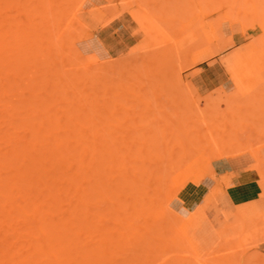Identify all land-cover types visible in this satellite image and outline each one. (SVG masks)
Masks as SVG:
<instances>
[{
  "label": "rangeland",
  "instance_id": "obj_1",
  "mask_svg": "<svg viewBox=\"0 0 264 264\" xmlns=\"http://www.w3.org/2000/svg\"><path fill=\"white\" fill-rule=\"evenodd\" d=\"M242 18L243 20H241ZM247 18L251 21L249 24ZM262 21H264V0H0V42L2 41L6 49L9 46L6 40L11 45L15 42L14 48L11 45L6 51L0 48L1 55H3H0V180L2 178L0 187L3 186L2 190L0 188V193L4 192L1 194L2 197L0 196V239L5 238V240L4 238L0 240V264H8L9 261H11L9 264H17L20 263L19 260L23 259L25 261H22L21 264H31L34 261L31 263L26 261L35 257L33 264H37V261L38 264L46 263V257L44 259L46 254L40 257L39 255H42L43 252L42 254L36 253L40 249L36 245L39 242L38 237H35L39 231L37 226L40 225L41 228L43 226L41 223L44 224V222L39 223L41 220L38 221V215L41 217V214L49 210V215L41 219L52 221L51 224L57 220L56 223L58 222L61 226L63 220L72 217L70 215H73L71 213L74 210L85 211V205H76L78 198L75 203L72 198L68 197V195L72 197L70 193L74 192V189L77 191V187L80 193L81 186H85V183L86 185L88 183V186L83 188L89 190L91 197L89 196L87 201L90 204V207L87 204L89 212L88 208L86 209L89 215L85 214L84 216L83 214V216L84 218L88 217L90 222L88 219H83L81 214H74L89 224L80 222L85 225L84 227L83 224L78 226L75 222L79 223L80 218H76L74 222L76 226L73 223L76 231L74 234L72 233L75 241L72 244L75 246L74 242L79 241V247L90 248L86 251L95 249L98 254L97 259L92 257L93 260L89 256L92 259L90 262L98 261V264H264V38H261L264 37V26H261ZM245 22L248 26L244 25ZM43 25L50 28V34L54 33L55 42H50L52 34L48 35L47 28H45V33L42 32L44 31ZM17 28L22 34H19L20 37H17L19 32L17 35H13ZM34 30L36 31L34 32ZM37 31L38 35L36 36ZM77 34L80 36L78 37ZM60 36L63 37L62 43ZM11 37L12 42L15 39L13 44ZM43 37L45 41L40 40ZM258 38L260 42L257 44ZM18 42L20 44H17ZM60 43L64 46H61ZM55 44L59 47H56ZM69 44L73 45L71 49ZM51 46L55 48L54 51L50 50ZM163 47L166 50L163 51ZM14 50L15 52H13ZM19 50L23 57L19 56ZM167 50L168 54H165ZM157 51H162L160 55L163 53L169 61H165L166 59L161 55L160 58L164 59L165 63L162 62ZM11 52H13V58H11ZM33 52L37 54V57ZM57 52L58 55H56ZM4 53L6 54L4 55ZM47 53L54 56L55 64L52 62L53 58ZM32 54L38 62L31 58ZM15 56L23 62L18 58L16 62ZM59 57H64L65 63ZM155 57L157 60L160 59L156 62L157 65L154 63ZM25 59L27 61H24ZM57 59L62 62L57 64ZM74 60L86 63L76 66L77 62ZM149 60L152 62L151 66ZM12 61H14V65ZM17 63L20 68L22 67L21 69ZM25 63L28 64L27 68ZM72 63H74V67L80 68L76 70L77 73L74 70L76 67L73 68ZM29 64L33 67L31 68ZM48 66H53V69L51 70ZM99 66L104 68L100 67L101 73L99 72L100 68L97 70ZM44 67L45 69H43ZM55 70L58 72L53 74ZM60 71L61 75H64L62 80L65 78L68 79L67 81L65 79L62 81L60 75L57 77L56 74H60ZM96 72L98 73L96 74ZM94 74L97 79L94 78V84L92 82L90 84ZM42 75L41 82L40 76ZM50 75L54 76L49 77ZM103 75L105 76L102 79ZM85 77L86 80L82 79ZM47 80L51 82L46 83ZM52 80L54 84L60 81V86L69 80L72 81L77 95L72 85L73 89H70V82L66 91H62V88L54 85ZM86 81L87 84L83 87L82 83ZM62 82L64 83L62 84ZM73 82H76L77 86ZM94 85L95 88H92ZM48 87L52 88L48 90ZM90 87L91 90H89ZM54 88L61 93H57L56 89L54 91ZM30 90L28 99L27 93ZM65 92L68 96L64 95ZM17 94L20 95V98L17 97ZM31 94L32 97H30ZM53 95L54 97H52ZM73 99H76L75 102ZM47 100L50 102H46ZM210 100L214 101V104ZM83 101H85L84 107L80 109L83 106ZM86 101L87 108L91 109H86ZM34 103H36L35 106H33ZM23 104L24 108H22ZM94 105L97 108L93 107ZM42 107H44L43 110H41ZM56 108H59V111ZM74 113L75 116H73ZM66 114L69 119L73 120L74 118V120L72 122L67 120ZM69 114H73L72 118ZM51 115L55 117L54 120ZM37 116L39 117L37 118ZM75 117L78 118V121ZM65 118L67 121L64 120ZM50 119L54 122L52 127L50 126L51 128L48 127ZM27 120L28 123H24ZM44 120H47V127L43 126ZM68 122L72 124L70 123L69 126ZM71 125L73 126L71 127ZM79 125L83 126V130L79 128ZM67 126L70 128L64 130ZM23 133H27L26 137L23 136ZM109 133L111 134L109 135ZM68 134H73V136L70 135V138ZM65 135H68L70 140ZM58 136L61 137V140ZM55 137L57 142L53 141ZM174 137L176 140L173 139ZM179 137L185 138L179 139ZM85 138L86 140H84ZM65 140L68 142H66L69 149L67 152L66 145L62 144ZM72 141L75 146L81 148L89 145V156L85 160V164L83 163L84 165L81 166L80 162V167L77 154L79 150L73 151ZM76 141H79L81 146ZM171 141L172 144H170ZM56 144L59 148L55 146ZM49 148L51 152L52 150L56 151L55 148L57 150L61 148L60 153L59 151L57 153L62 156L70 154V156H74V154L76 156L73 159L68 156L66 158L68 164L64 163L65 168L60 164L64 169H57L59 165L57 162L60 161L58 157L57 161L53 157V160L49 159L51 157L48 156ZM230 148L234 152H231ZM12 149L18 154H14ZM216 151L219 152V156ZM103 154H105L104 157ZM61 155H59L60 158ZM99 156H101L100 159ZM9 157H11L10 160ZM183 158L185 159L184 163L182 162ZM88 159H90L91 165L86 164ZM30 161L33 163V168ZM176 162L180 165H174ZM42 163L44 164L42 165ZM41 165L44 166L43 168L47 167L46 170L55 168L56 171L54 170L53 174L49 173L51 177L48 173H46L48 176L43 177L46 170L42 174L43 170L39 171ZM86 165L91 169H87ZM174 166L177 168L175 169ZM171 167L175 170H171ZM23 168L24 170H22ZM17 169L25 174L22 175L20 171L18 174ZM75 170L76 172H74ZM26 171L31 174L28 175ZM12 172H14V176H12ZM77 172H81L83 175L78 180V183L82 184L80 187L71 177ZM64 173L67 177L64 176ZM34 174L38 182L35 180ZM26 175L31 179L28 180ZM67 178L68 180L64 181L65 186L59 184L68 198L65 201V194L60 195L62 192L59 194L58 190L56 191L59 188L58 183H55L53 190L54 182L52 183V181L59 179L62 182ZM39 180L44 183V186L42 184L37 186ZM13 181L14 183H12ZM71 182L74 189L71 188ZM66 184L68 185L66 186ZM12 185L17 189L12 188ZM18 185L22 186V189ZM45 187L51 189L48 193L45 190V194L42 195L41 191ZM69 187L70 190L67 193ZM28 188L29 190L26 191ZM50 192L51 196H49ZM38 193L41 195L39 196ZM76 193L78 194V192ZM61 196L64 197L65 202L70 200L72 205L67 207L66 205L70 203L61 202L63 199ZM74 197L76 196L73 194ZM58 198L61 199L58 200ZM45 200L47 203L44 202ZM35 201L40 202L37 203L38 205L43 202L45 205L42 204L44 210L40 208L43 213L40 210L37 213V219L33 217L35 220H32V217L27 216L28 213L21 214L22 209L19 206L22 205L24 208L26 207L25 209L27 207L30 209L29 204ZM1 204L5 207L3 210L5 212L2 211ZM37 204L34 205L38 208ZM49 204L53 205L50 207ZM74 204L77 208L79 206L81 208L79 207L78 210L76 207L73 208ZM34 205L32 204V207ZM36 207L33 208L35 211ZM52 207L54 208L51 209ZM148 207L157 209L154 208L152 211L150 208L148 210ZM55 208L56 212L58 209L57 213L54 211ZM6 209L13 211L12 214L9 215L10 210H8V214ZM71 210L73 211L71 212ZM30 211L26 212L31 213ZM32 213L30 216H33ZM59 214L60 217H64L63 220L58 217ZM23 215L26 217V222L23 220ZM51 216L55 221L51 220ZM4 217L5 222L2 220ZM57 217L61 219V222ZM22 223L27 224L26 228ZM4 224L9 226L5 228ZM49 224L45 221V225ZM58 224H56L57 227ZM28 225L31 227L33 225V230L37 229L38 231L35 233ZM82 227L85 231L90 227V233L88 230L85 232ZM7 228L8 231H6ZM59 228L61 229L62 226ZM21 230L24 231V234L29 233L28 237L22 235L23 231ZM76 232L77 234H75ZM83 232L88 235L89 239H86L87 235L83 236ZM99 232H102L103 235L107 234L106 237L103 236L102 242H106L105 238L112 241L107 243L108 245H100L99 240L103 237L98 236ZM41 233L42 231L40 232L42 239L39 238L41 244L40 242L38 244L46 246L47 243L43 240L44 234ZM83 237L84 240H82ZM18 239L20 240L17 241ZM23 240L26 241L23 242ZM88 240L90 243L87 242ZM28 241L30 244L33 243L30 245ZM83 241L87 243H82ZM83 244L86 246L89 244L92 248ZM8 245H12V247L8 249ZM29 245L30 248L32 246L31 252L28 249ZM34 245L37 246V251H33L35 250ZM84 247L81 248L84 249ZM77 248L76 246L74 249ZM97 248L98 250H96ZM11 249L22 251L16 252ZM80 253L78 252V255ZM89 253L91 255V252ZM81 254L85 256L84 252ZM75 255L77 257V253ZM40 260L41 262H39ZM82 260L84 264L88 263L86 260L85 262L84 259Z\"/></svg>",
  "mask_w": 264,
  "mask_h": 264
},
{
  "label": "bare ground",
  "instance_id": "obj_2",
  "mask_svg": "<svg viewBox=\"0 0 264 264\" xmlns=\"http://www.w3.org/2000/svg\"><path fill=\"white\" fill-rule=\"evenodd\" d=\"M36 8H37V7H36ZM40 9H41V8H40ZM25 10H26V9H25ZM42 10H43V9H42ZM29 11H30V13H31V10H29ZM36 11H37V9H36ZM39 11H40V10H39ZM33 12H34V10H33ZM33 12H32V13H33ZM30 13H29V14H30ZM42 14H43V13H42ZM26 15H27V14H26ZM29 16H30V15H29ZM34 17H35V16H34ZM241 17H242V16H241ZM243 17H244V16H243ZM249 17H250V16H249ZM20 18H22V17H20ZM230 18H231V17H230ZM233 18H234V17H233ZM28 19H29V18H28ZM236 19H237V18H236ZM26 20H27V19H26ZM35 20H36V19H35ZM241 20H243V18H242ZM241 20H240V21H241ZM244 20H245V18H244ZM257 20H258V19H257ZM247 21H248V24L251 22L250 20H248V18H247ZM247 21H246V22H247ZM260 21H261V20H260ZM243 22H244V21H243ZM243 22H242V23H243ZM246 22H245L244 25H245V26H248V25H246ZM259 23H260V22H259ZM28 25H29V24H28ZM35 25H36V23H35ZM40 25H41V24H40ZM244 25H243V27H244ZM11 26H12V25H11ZM36 26H38V24H37ZM36 26H35V27H36ZM261 26H264V21L261 22ZM20 27H22V26L20 25ZM40 27H42V26H40ZM47 27H48V26H47ZM47 27L43 25V28H42V29H44V31H42V32L45 33V28H47ZM29 28H30V27H29ZM20 29H21V28H20ZM47 29H48V31H49L50 28H47ZM1 30H2V29H1ZM14 30H15V29H14ZM16 30H17V31L14 32L13 35H15V34L17 35V32H19L18 35H17V37H18L19 34H21V33H20V31H18V28H17ZM28 30H29V29H28ZM35 31H36V30H34V32H35ZM40 31H41V30H40ZM40 31H39V32H40ZM48 31H47V33H48ZM165 31H166V30H165ZM8 32H9V31H8ZM10 32H11V31H10ZM12 32H13V31H12ZM24 32H25V31H24ZM30 32H31V31H30ZM50 32H51V30L49 31V34H48V35L50 36V35L52 34V35H51V39H52V41H50V42L53 43V42H55V40H56V39H54V37H56V36L54 35V37H53V34H54V33H51V34H50ZM26 33H27V31H26ZM81 33H82V32H81ZM165 33H166V32H165ZM5 34H6V32H5ZM23 34H25V33H23ZM41 34H42V33H41ZM41 34H40V35H41ZM58 34H59V33H58ZM61 34H62V33H61ZM2 35H4V34H2ZM7 35H8V34H7ZM10 35L12 36V33H10ZM21 35H22V34H21ZM26 35H27V34H26ZM37 35H38V31H37V33H36V36H37ZM59 35H60V34H59ZM59 35H58V36H59ZM8 36H9V35H8ZM58 36H57V37H58ZM77 36L79 37L80 34H77ZM0 37H1V35H0ZM2 37H3V36H2ZM9 37H10V36H9ZM19 37H20V36H19ZM22 37H23V36H22ZM25 37H26V36H25ZM25 37H24V38H25ZM40 37H41V36H40ZM46 37H47V36H46ZM48 38H49V37H48ZM60 38H61V39H60ZM60 38H59V39L61 40V43H62V38H63V37L60 36ZM261 38H264V37H261ZM3 39H4V37H3ZM39 39H40V38H39ZM65 39H66V38H65ZM165 39H166V38H165ZM14 40H15V39H14ZM14 40H13V42H14ZM40 40H42V41L44 40V41H45L44 37H43V39L41 38ZM257 40H259V38H258ZM6 41H7V43L9 44V46L7 47V49H8V48L10 47L11 44L8 42V40H6ZM17 41H18V38H17ZM25 41H26V40H25ZM42 41H41V43H42ZM70 41H71V40H70ZM73 41H74V40H72L71 42H73ZM150 41H151V40H150ZM150 41H149V42H150ZM207 41H208V40H207ZM13 42H12V37H11V43L13 44ZM21 42H23V41L21 40ZM48 42H49V41H48ZM67 42L69 43V39L67 40ZM151 42H153V41H151ZM154 42H155V39H154ZM259 42H260V40H259V41H256L257 44H258ZM0 43H2V41H1ZM4 43H5V42H4ZM7 43H6V44H7ZM56 43H57V41H56ZM61 43H60V45H61ZM6 44H5V45H6ZM17 44H20V42H18ZM42 44H43V43H42ZM45 44H46V43H45ZM63 44L65 45V43H64V39H63ZM63 44H62V45H63ZM152 44H153V43H152ZM152 44H151V45H152ZM155 44H156V43H155ZM14 45H15V42H14L13 45H11V47L13 46V48H14ZM47 45H48V44H47ZM47 45H46V46H47ZM49 45H50V44H49ZM55 45H56V44H55ZM62 45H61V46H62ZM64 45H63V46H64ZM69 45H70V49H71L73 45H72V46H71V44H69ZM147 45H148V42H147ZM163 45H164V44H163ZM42 46H43V45H42ZM164 46H165V45H164ZM28 47H29V45H28ZM34 47H35V46H34ZM56 47H59V46L56 45ZM146 47H147V46H146ZM160 47H161V46H160ZM160 47H159V50H160ZM0 48H1V49L3 48L4 51L7 50L6 47L4 48V44H3V43L1 44ZM36 48H37V47H36ZM39 48H40L41 50H43V49L41 48V46H39ZM61 48H62V47H61ZM64 48H65V47H64ZM73 48H74V47H73ZM149 48H150V46H149ZM161 48H162V47H161ZM27 49H28V48H27ZM30 49H31V48H30ZM47 49H48V47H47ZM51 49L54 51L55 48H52V46H51V47H50V50H51ZM62 49H63V48H62ZM74 49H75V48H74ZM164 49L166 50V48L163 47V51H164ZM169 49H170V48H169ZM8 50H9V49H8ZM15 50H16V49H15ZM15 50H14L13 52H15ZM25 50H26V49H24V52H26ZM41 50H40V52H41ZM58 50H59V49H58ZM60 50H61V49H60ZM1 51H2V50H1ZM43 51H44V50H43ZM61 51H62V50H61ZM63 51H64V50H63ZM73 51H74V50H73ZM130 51H131V50H130ZM13 52H11V54H12V55H11V58H13V57H12V56H13ZM19 52H20V50L18 51V53H19ZM21 52L23 53V49L21 50ZM21 52H20V53H21ZM31 52H32V51H31ZM31 52H30V54H31ZM154 52L156 53V51H154ZM160 52H162V51H160ZM160 52L157 51V53L159 54V58L161 57V55H163V57H164V54L162 53V54L160 55ZM167 52H168V50L165 51V54H168ZM7 53H9V52L7 51ZM20 53H19V56H20V57H21V56L23 57V54L20 55ZM33 53H35V52H33ZM37 53H38V50H37ZM42 53H43V52H42ZM72 53H73V52H72ZM74 53H75V51H74ZM5 54H6V53H4V55H5ZM35 54H36V53H35ZM35 54H34V56L37 57V54H36V55H35ZM65 54H66V52H65ZM70 54H71V53H70ZM70 54H68V55L70 56ZM75 54H77V52H76ZM0 55H1V52H0ZM47 55H50V54L47 53ZM56 55H58V52H57ZM68 55H67V56H68ZM152 55H153V54H152ZM1 56H3V55H1ZM41 56H42V55H41ZM60 56H61V54H60ZM9 57H10V55H9ZM15 57H16V58H15ZM15 57H14V58H15V60H16L18 57H17V56H15ZM25 57H26V56H25ZM50 57H52V56L50 55ZM65 57H66V56H65ZM70 57H72V56H70ZM147 57H148V56H147ZM163 57H162V58H163ZM31 58H33V54H32V56H31ZM31 58H30V59H31ZM43 58H44V57H43ZM52 58H53V59H52V62H54V64H55L54 56H53ZM59 58H60V57H59ZM61 58H62V57H61ZM61 58H60V59H61ZM67 58H68V57H67ZM81 58H82V57H81ZM159 58H158V60H157V57H155V58H154V59H155L154 63L158 62V61L161 59V58H160V59H159ZM18 59H19V61L23 62L20 58H18ZM37 59H38V58H37ZM64 59H65V58L63 57L61 60H63V62H64V61H65ZM148 59H149V58H148ZM150 59H151V58H150ZM164 59H166L165 61H167V62L169 61V59L167 60V57H164ZM164 59H163V60L161 59V60H162V62L165 63ZM13 60H14V59H13ZM33 60H35V58H33ZM33 60H32V61H33ZM57 60H58V59H57ZM68 60H69V59H68ZM17 61H18V60H16V62H17ZM24 61H27V60L25 59ZM32 61H31V62H32ZM36 61H37V60H35V62H36ZM92 61H93V60H92ZM0 62H1V60H0ZM12 62H13V65H14V61H12ZM12 62H11V64H12ZM37 62H38V61H37ZM47 62H48V61H47ZM61 62H62V61H61ZM61 62H60L59 60H58V62L56 61L57 64H58V63H61ZM74 62H77V65H76V66H79L80 63H82V62H80V61H75V60H74ZM94 62H95V61H94ZM148 62H150L149 65L151 66V63H152V62H151L150 60H149ZM162 62L160 61V63H162ZM27 63H28V62H27ZM64 63H65V62H64ZM78 63H79V64H78ZM84 63H86V62L84 61ZM84 63H82V64H84ZM39 64H40V63H39ZM54 64H53V65H54ZM73 64H74V63H72V67L75 68L76 66L74 67ZM95 64H96V63H95ZM147 64H148V63H147ZM17 65L19 66L18 63H17ZM25 65H26V63H25ZM45 65H46V64H45ZM47 65H48V64H47ZM64 65H65V64H63V66H64ZM90 65H91V64H90ZM156 65H157V63H156ZM0 66H1V65H0ZM29 66L31 67L30 64H29ZM43 66H44V65H43ZM68 66H69V65H68ZM147 66H148V65H147ZM163 66H164V65H163ZM27 67H28V64L26 65V68H27ZM32 67H33V65H32ZM32 67H31V68H32ZM36 67H37V65H36ZM41 67H42V65H41ZM48 67H49V66H48ZM54 67H55V66H54ZM58 67H59V65H58ZM65 67H66V65H65ZM82 67H85V66H82ZM88 67H89V66H88V63H87V68H88ZM100 67H101V66H99V67L97 68V70H98ZM154 67H155V64H154ZM154 67H152V69H154ZM19 68H20V66H19ZM21 68H22V67H21ZM21 68H20V69H21ZM49 68H51V70H52V69H53V66H51V67H49ZM56 68H57V67H56ZM70 68H71V67H70ZM78 68H79V67H76V69H74L75 72H76V70H77ZM94 68H95V67H94ZM101 68H102V67H101ZM101 68L99 69V72H100ZM20 69H19V71H20ZM43 69H45V67H44ZM54 69H55V68H54ZM79 69H80V68H79ZM79 69H78V70H79ZM85 69H86V68H84V70H85ZM102 69H104V68H102ZM23 70H25V69H23ZM46 70H47V68H46ZM46 70H45V71H46ZM82 70H83V68H82ZM26 71H27V70H26ZM85 71H86V70H85ZM35 72H37V71H35ZM54 72H58V71H57V70L53 71V74H54ZM65 72H66V70H65ZM86 72H87V71H86ZM38 73H39V70H38ZM49 73H50V72H49ZM49 73H48V74H49ZM66 73H67V72H66ZM70 73H71V71H70ZM72 73H73V71H72ZM76 73H77V72H76ZM97 73H98V72H96V74H97ZM100 73H101V72H100ZM157 73H158V72H157ZM30 74H31V73H30ZM68 74H69V72H68ZM96 74H94V75L92 76V77H93V78H92V81H91L90 78H88V76H87L88 80H90V84H91V82H92V84H94V83H93L94 78L97 79V76H95ZM159 74H160V73H159ZM33 75H34V73H33ZM40 75H41V74H40ZM56 75H57V77H59L58 75H60V76H61V80H62V77L64 76V75H61V71H60V74L58 73V74H56ZM73 75H74V74H73ZM151 75H152V74H151ZM29 76H30V75H29ZM38 76H39V75H38ZM52 76H54V75H52ZM52 76L50 75L49 77H52ZM104 76H105V75L102 76V79H103ZM158 76H159V75H158ZM32 77H33V76H32ZM42 77H43V75L40 76V78H41V82H42ZM99 77H100V76H98V78H99ZM162 77L165 79L164 74H162ZM30 78H31V76H30ZM53 78H54V77H53ZM76 78H77V77H76ZM78 78H79V77H78ZM100 78H101V77H100ZM27 79H29V78H27ZM31 79H32V78H31ZM50 79H51V78H50ZM57 79H60V78H57ZM64 79H65V78H63L62 81H64ZM82 79H85V80H86V77H85V78H82ZM104 79H105V78H104ZM32 80H33V79H32ZM65 80H66V79H65ZM67 80H68V79H67ZM67 80H66V81H67ZM28 81H29V80H28ZM58 81H59V80H58ZM81 81H82V80H81ZM104 81H105V80H103V82H104ZM177 81H178V80H177ZM35 82H36V81H35ZM48 82H51V81H48V80H47L46 83H48ZM53 82H54V81L52 80V83H53ZM69 82H70V84H69ZM71 82H72V81H70V80H69L67 83L62 82V84L64 83V85H62V86H60V81H59V83H57V84L55 83V84H56L57 86H60V87L62 88V91H63V90L66 91V88L69 87V86L71 87L70 89H73V87H74V91H76V95H77V90H75V86H73ZM25 83H26V82H25ZM32 83H33V81H32ZM46 83H45V84H46ZM52 83H51V84H52ZM74 83L76 84V82H73V84H74ZM78 83H80V82H78ZM88 83H89V82H88ZM104 83H105V82H104ZM53 84H54V83H53ZM53 84H52V85H53ZM55 84H54V85H55ZM68 84H69V86H68ZM75 84H74V85H75ZM82 84H83V87H85L86 84H87V81H86L85 83L83 82ZM176 84H177V83H176ZM27 85H28V84H27ZM29 85H31V84L29 83ZM52 85H51V86H52ZM71 85H72L73 87H72ZM78 85H79V84H78ZM103 85H104V84H103ZM33 86H35V85H33ZM44 86H45V85H44ZM47 86H49V85L47 84ZM64 86H65V88H64ZM76 86H77V84H76ZM54 87H55V86H54ZM87 87H88V86H87ZM39 88H40V86H39ZM49 88H50V87H48V90H49ZM51 88H52V87H51ZM51 88H50V89H51ZM92 88H95V85H94ZM106 88H107V87H106ZM35 89H36V88H35ZM37 89H38V87H37ZM55 89H56V88H54L53 90L55 91ZM59 89H60V88H59ZM81 89H82V88H81ZM81 89H80V91H81ZM109 89H110V87H109ZM0 90H1V88H0ZM67 90H68V89H67ZM89 90H91V87L89 88ZM54 91H53V92H54ZM56 91H57V93H61V91L58 92L57 89H56ZM74 91H73V93H75ZM103 91H104V90H103ZM25 92H26V91H25ZM35 92H36V90H35ZM30 93H31V90L29 91V93H27V97H28V99H29V96H28V95H29ZM33 93H34V91H33ZM15 94H16V93H15ZM18 94H20V93L18 92ZM18 94H17V97L20 96V95L18 96ZM43 94H44V93H43ZM50 94H51V93H50ZM94 94H95V93H94ZM24 95H25V93H24ZM51 95H52V94H51ZM64 95H67V96H68V94H67L66 92H65ZM64 95H63V96H64ZM72 95H74V94H72ZM91 95H93V94H91ZM15 96H16V95H15ZM37 96H38V95H37ZM40 96H41V94H40ZM21 97H22V95H21ZM27 97H26V99H27ZM30 97H32V94H31ZM33 97H34V95H33ZM52 97H54V95H53ZM73 97H74V96H73ZM81 97H82V94H81ZM89 97H90V95H89ZM89 97H88V99H89ZM19 98H20V97H19ZM62 98H63V97H62ZM64 98H65V97H64ZM64 98H63V99H64ZM68 98H69V97H68ZM78 98H80V97L78 96ZM85 98H86V97H85ZM28 99H27V101H28ZM33 99H34V98H33ZM37 99H38V98H37ZM82 99H83V97L81 98V100H82ZM86 99H87V98H86ZM86 99H85V100H86ZM30 100H32V98H30ZM75 100H76V99H75ZM75 100L73 99L74 102H75ZM92 100H93V99H91V101H92ZM17 101H20V100H17ZM23 101H24V98H23ZM38 101H40V100H38ZM55 101H56V100H55ZM57 101H58V99H57ZM60 101H61V100H60ZM97 101H98V98H97ZM97 101L95 100V102H97ZM210 101H211V100H210ZM226 101H227V100H226ZM230 101H231V100H230ZM5 102H6V101H5ZM28 102H30V101H28ZM28 102H26L27 105H28ZM46 102H50V101L47 100ZM46 102H45V104H46ZM84 102H85V101H83V106H82V108H80V109H83V107H84ZM93 102H94V100H93ZM211 102H213V104H214V101H211ZM6 103H8V102H6ZM16 103H18V102H16ZM24 103H25V101H24ZM41 103H42V102H41ZM70 103H71V102H70ZM3 104H4V102H3ZM8 104H9V103H8ZM35 104H36V103H34L33 106H35ZM60 104H61V102H60ZM63 104H65V103L63 102ZM86 104H87V105L85 106L86 109H91V108H89V107L87 108V106H88L87 101H86ZM94 104H95V103H94ZM97 104H98V102H97ZM5 105H6V104H5ZM58 105H59V104H58ZM61 105H62V104H61ZM17 106H18V104H17ZM17 106H16V107H17ZM45 106H46V105H45ZM59 106H60V105H59ZM63 106H64V105H63ZM72 106H73V105H72ZM12 107H13V104H12ZM21 107H22V106H21ZM21 107H20V108H21ZM28 107H29V106H28ZM49 107H50V106H49ZM60 107H61V106H60ZM79 107H80V106H79ZM93 107L97 108L96 105H94ZM22 108H24V104H23V107H22ZM22 108H21V109H22ZM26 108H27V107H26ZM26 108H25V109H26ZM29 108H30V107H29ZM31 108H32V107H31ZM40 108H41V106H40ZM40 108H39V110H40ZM61 108H62V107H61ZM65 108H66V107H65ZM7 109H9V108L7 107ZM25 109H24V110H25ZM35 109H36V108H35ZM43 109H44V107H42L41 110H43ZM63 109H64V108H63ZM107 109H108V108H107ZM9 110H10V109H9ZM56 110L59 111V108H56ZM56 110H55V111H56ZM69 110H70V108H69ZM71 110H72V109H71ZM100 110H101V109H100ZM10 111H12V110H10ZM26 111H27V110H26ZM36 111H38V110L36 109ZM47 111H48V110H47ZM58 111H57V113H58ZM72 111H73V110H72ZM21 112H22V111H21ZM34 112H35V111H34ZM49 112H50V111H49ZM60 112H62V111H60ZM74 112H75V110H74ZM84 112H85V109H84ZM89 112H91V111L89 110ZM98 112H99V111H98ZM37 113L39 114V112H37ZM47 113H48V112H47ZM57 113H56V115H57ZM63 113H64V112H63ZM66 113H67V111H66ZM19 114H20V113H19ZM23 114L25 115V112H24V111H23ZM34 114H35V113H34ZM59 114H60V113H59ZM70 114H71V113H70ZM70 114H69V116L72 118V115H73V114H72V115H70ZM81 114H82V113H81ZM90 114H91V113H90ZM21 115H22V114H21ZM45 115H46V113H45ZM49 115H50V114H49ZM103 115H104V114H103ZM26 116H27V115H26ZM31 116H33V115H31ZM41 116H42V113L40 114V118H41ZM46 116H47V115H46ZM60 116H61V115H60ZM73 116H75V113H74ZM77 116H78V114H77ZM77 116H76V117H77ZM85 116H86V115H85ZM35 117H36V116H35ZM38 117H39V116H37V118H38ZM47 117H48V116H47ZM57 117L59 118V115H58ZM57 117H56V118H57ZM63 117H64V116L62 115V118H63ZM65 117L68 118V115L66 114ZM76 117H75V118H76ZM87 117H88V113H87ZM37 118H35V119H37ZM40 118H39V119H40ZM51 118H52V120H54L55 117L51 115ZM60 118H61V117H60ZM88 118H89V117H88ZM88 118H87V119H88ZM22 119H23V118H22ZM33 119H34V118H33ZM33 119H32V121H33ZM39 119H38V122H39ZM77 119H78V118H76V120H77ZM125 119H127V118H125ZM135 119H136V118H135ZM52 120H51V119L49 120V121H50V122L48 123V127H49V128H51L52 125L54 124V122H52ZM57 120H59V119H57ZM64 120H66V118H65ZM67 120H69V121L72 122V121L74 120V118H73V120H71V119H69V118H68ZM67 120H66V121H67ZM21 121H23V120H21ZM40 121H41V119H40ZM46 121H47V120H44V124H43V126L45 125V127H47V125H46V124H47ZM77 121H78V120H77ZM81 121H82V118H81ZM86 121H87V120H86ZM88 121H90V119H88ZM11 122H12V120H11ZM13 122H14V120H13ZM30 122H31V120L29 121V123H30ZM34 122H36V121H34ZM42 122H43V121H42ZM60 122H61V121H60ZM71 122H68L67 125L70 126V123H71ZM74 122H75V121H74ZM111 122H112V121H111ZM117 122H118V121H117ZM15 123H16V122H15ZM24 123H28V120H27V122L24 121ZM75 123L78 124V122H75ZM84 123H85V122H84ZM88 123H89V122H88ZM131 123H132V120H131ZM146 123H147V122H146ZM148 123H149V122H148ZM9 124H10V123H9ZM12 124H13V123H12ZM38 124H39V123H38ZM41 124H42V123H41ZM49 124H50V125H49ZM71 124H72V123H71ZM96 124H97V123H96ZM132 124H133V123H132ZM20 125H21V123H20ZM39 125H40V124H39ZM55 125L58 126V124H56V123H55ZM80 125H81V124H80ZM80 125H79V128L82 129L83 126L80 127ZM108 125H109V124H108ZM110 125H111V124H110ZM145 125H148V124H145ZM17 126H18V125H17ZM22 126H23V125H22ZM28 126H29V125H28ZM43 126H42V127H43ZM50 126H51V127H50ZM59 126H60V125H59ZM69 126L65 127L64 130H66V128L69 129V128H70ZM72 126H73V125H71V127H72ZM23 127H24V126H23ZM32 127L34 128V126H32ZM38 127H39V126H38ZM42 127H41V128H42ZM45 127H44V128H45ZM54 127H55V126H53V128H54ZM122 127H123V126H122ZM11 128H12V126H11ZM14 128H16V127H14ZM20 128H21V127H20ZM29 128H30V126H29ZM33 128H32V129H33ZM44 128H43V129H44ZM57 128H59V127H57ZM75 128H76V125H75ZM95 128H96V127H95ZM30 129H31V128H30ZM54 129H55V128H54ZM54 129H53V130H54ZM89 129H90V128H89ZM40 130H42V129H40ZM82 130H83V129H82ZM115 130H116V129H115ZM115 130H114V132H115ZM34 131H35V130H34ZM60 131H62V130H60ZM80 131H81V130H80ZM89 131H90V130H89ZM89 131H88V132H89ZM112 131H113V129L111 130V132H112ZM143 131H144V130H143ZM22 132H23V130H22ZM25 132H27V131L25 130ZM30 132H32V131L30 130ZM30 132H29V133H30ZM44 132H45V131H44ZM46 132H47V131H46ZM58 132H59V131H58ZM62 132H63V131H62ZM88 132H87V133H88ZM92 132H93V131H92ZM18 133H19V132H18ZM49 133H50V132H49ZM54 133H55V131H54ZM54 133H53V134H54ZM112 133H113V132H112ZM130 133H131V132H130ZM140 133H141V131H140ZM13 134H14V133H13ZM26 134H27V133H26ZM26 134L23 133V136L26 137ZM35 134H36V133H35ZM73 134H74V131H73ZM73 134H72V135L70 134V135L73 136ZM81 134H82V132H81ZM110 134H111V133H109V135H110ZM51 135H52V134H51ZM54 135H55V134H54ZM54 135H53V136H54ZM68 135H69V134H68ZM68 135H67V136L65 135V136L69 138L70 135H69V136H68ZM76 135H77V134H76ZM87 135L89 136V134H87ZM103 135H104V134H103ZM107 135H108V134H107ZM129 135H130V134H129ZM134 135H135V134H134ZM151 135H152V132H151ZM13 136H14V135H13ZM15 136H16V135H15ZM29 136H30V135H29ZM43 136H44V135H43ZM53 136H51V137H53ZM71 136H70V138H71ZM111 136H113V135H111ZM139 136H140V135H139ZM58 137H59L60 140H61V137H60V136H58ZM66 137H65V139H66ZM6 138H7V136H6ZM9 138H10V137H9ZM11 138H12V137H11ZM28 138H29V137H28ZM46 138H47V137H46ZM59 138H57V139H59ZM70 138H69V140H70ZM73 138H75V137H73ZM76 138H77V136H76ZM89 138H90V137H89ZM106 138H107V137H106ZM112 138H113V137H112ZM183 138H185V137H183ZM183 138L179 137V139H183ZM40 139H41V138H40ZM42 139H43V137H42ZM55 139H56V137L54 138L53 141L57 142ZM173 139H175V137H174ZM187 139H188V138H187ZM8 140H9V139H8ZM27 140H28V139H27ZM62 140L64 141V139H62ZM67 140H68V139H67ZM69 140H68V141H69ZM74 140H75V139H74ZM78 140H79V139H78ZM84 140H86V138H85ZM84 140H83V142H84ZM175 140H176V139H175ZM63 141H61V142H63ZM4 142H5V141H4ZM6 142H7V141H6ZM46 142H47V141H46ZM66 142H67V141L65 140V142H63L62 144H63V145H64V144L66 145V144L68 143V142H67V143H66ZM95 142H96V141H95ZM190 142H191V141H190ZM24 143H25V142H24ZM72 143H73V141H72ZM76 143H79V141H76ZM102 143H103V142H102ZM179 143H180V142H179ZM10 144H11V143H10ZM10 144H9V145H10ZM17 144H19V143H17ZM36 144H37V143H36ZM47 144H49V143H47ZM82 144L84 145V143H82ZM170 144H172V141H171ZM175 144H176V143H175ZM21 145H22V144H21ZM43 145H44V144H43ZM58 145H59V144H58ZM68 145H70V144H68ZM71 145H72V144H71ZM73 145H74V143H73ZM79 145L81 146L80 143H79ZM143 145H144V144H143ZM37 146H38V145H37ZM37 146H36V147H37ZM55 146H57V144H56ZM60 146L62 147V145H60ZM76 146H77V145H76ZM76 146L74 145V146L72 147V149H73V151H75V150H77V149L79 150V152H77V154H78V156H79L78 164H79V167H80V162H81V166H82V164L85 162V160H87V157L89 156V154H88V153H89V151H88V150H89V149H88V146H89V145H85V146H83L82 148L79 147V146H77V147H76ZM97 146H98V145H97ZM105 146H106V145H105ZM195 146H197L196 143H195ZM10 147H11V146H10ZM13 147H14V145H13ZM31 147H32V146H31ZM31 147H30V148H31ZM57 147L59 148V146H57ZM74 147H75L76 149H75ZM98 147L100 148V146H98ZM98 147H97V148H98ZM15 148H16V147H15ZM38 148H40V147L38 146ZM69 148H71V147H69ZM101 148H102V147H101ZM104 148H105V147H104ZM175 148H177V147H175ZM195 148H196V147H195ZM7 149H8V148H7ZM25 149H26V148H25ZM55 149H56V151H55V150H52V152H51V149L49 148V150H50V154H48L47 152H46V154H48V156H51V157L49 158L50 160H53V158H54V159H56V161H57V157H58V160H59L60 162H57V164H59V165L62 164V165H64L63 167L65 168V164L67 163L66 158H67L68 156H70L71 154L68 155V156H64V155L62 156L61 154H59V153H60L59 150H60L61 148L58 149V150H57V148H55ZM62 149H63V147H62ZM72 149H71V150H72ZM141 149H142V148H141ZM173 149H174V148H173ZM181 149H183V148L181 147ZM8 150H9V149H8ZM8 150H7V151H8ZM22 150H23V148H22ZM33 150H34V148H33ZM41 150H42V149H41ZM68 150H69V149L67 148V145H66V152H67ZM80 150H81V151H80ZM101 150H102V149H101ZM137 150H138V149H137ZM183 150H184V149H183ZM7 151H6V152H7ZM12 151H13L14 154L16 153V151H15L14 149H12ZM14 151H15V152H14ZM23 151H25V150H23ZM29 151H30V150H29ZM34 151H35V150H34ZM54 151H55V152H54ZM57 151H59V153H57ZM196 151H197V150H196ZM228 151H229V150H228ZM230 151H231V152H234V150H232L231 148H230ZM53 152H54V153H53ZM151 152H152V151H151ZM168 152H169V151H168ZM175 152H176V151H175ZM197 152H198V151H197ZM216 152H217V151H216ZM231 152H229V153H231ZM13 153H12V154H13ZM26 153H27V155H28V152H26ZM43 153H44V151H43ZM52 153H53V155H51ZM55 153H56V155H57V154H58V155L56 156ZM61 153H62V152H61ZM99 153H100V152H99ZM177 153H178V152H177ZM218 153H219V152H217L216 154H218ZM12 154H9V155H12ZM17 154H18V153H16V155H17ZM32 154H33V153H32ZM216 154H214L215 157H216ZM220 154H221V152H220ZM16 155H15V156H16ZM27 155H26V156H27ZM44 155H45V154H44ZM59 155H61L62 157L60 158ZM104 155H105V154H103V157H104ZM108 155H109V154H108ZM21 156H22V154H21ZM26 156H25V158H26ZM34 156H35V155H34ZM34 156H33V157H34ZM54 156H55V157H54ZM75 156H76V155L74 154V156L72 155V156H70V158L73 159V157H75ZM78 156H77V159H78ZM106 156H107V154H106ZM129 156H130V154H129ZM218 156H219V154H218ZM2 157H3V156H2ZM11 157H13V156H11ZM11 157H9V160H10ZM18 157H19V156H18ZM23 157H24V155H23ZM28 157H29V156H28ZM43 157H45V156H43ZM46 157H47V156H46ZM52 157H53V158H52ZM63 157H64V158H63ZM100 157H101V156H99V159H100ZM107 157H108V156H107ZM111 157L113 158V156H111ZM184 157L186 158V156H184ZM213 157H214V156H213ZM13 158H14V157H13ZM19 158H20V157H19ZM34 158H35V157H34ZM70 158L68 159V161L70 160ZM134 158H135V157H134ZM136 158H137V157H136ZM3 159H4V161L6 160L5 157H4ZM22 159H23V158H22ZM15 160H16V159H15ZM24 160H25V159H24ZM88 160H89V161L86 162V164L88 165V163H89V165H91V163H90V159H88ZM102 160H103V159H102ZM184 160H185V159L183 158V161H182L183 163H184ZM186 160H187V159H186ZM39 161H41V160H39ZM48 161H49V160H48ZM56 161H54V162H56ZM150 161H151V160H150ZM76 162H77V161H76ZM151 162H152V161H151ZM180 162H181V161H180ZM30 163L32 164V168H33V163H32L31 161H30ZM39 163H40V162H39ZM39 163H38V164H39ZM64 163H65V164H64ZM5 164H7V163L5 162ZM40 164H41V163H40ZM43 164H44V163H42V165H43ZM48 164H49V163H48ZM55 164H56V163H55ZM67 164H68V163H67ZM72 164H73V163H72ZM84 164H85V163H84ZM84 164H83V165H84ZM176 164H177V162H176L174 165H176ZM1 165H2V163H1ZM3 165H4V163H3ZM15 165H16V162H15ZM25 165H26V164H25ZM42 165H41V166H42ZM59 165L57 166V169H58V168H60V169H61V168L64 169L61 165H60V166H59ZM87 165H86V167H87ZM178 165H180V163H178L177 166H178ZM4 166H5V165H4ZM7 166H8V164H7ZM28 166H29V165H28ZM35 166H36V165H35ZM68 166H69V165H68ZM177 166H174V168L176 169ZM1 167H2V166H1ZM5 167H6V166H5ZM9 167H11L10 164H9ZM9 167H7V168H9ZM43 167H44V166H42V167L39 169V171H40V170H43V171H42V174H43V172L46 170L45 168H47V167H45V168H43ZM66 167H67V166H66ZM70 167H71V166H70ZM72 167H73V166H72ZM79 167H78V168H79ZM7 168H6V169H7ZM12 168H13V166H12ZM24 168H25V167H24ZM24 168H23L22 170H24ZM88 168L91 169V167H87V169H88ZM174 168L171 167V170L174 169ZM6 169H5V170H6ZM10 169H11V168H10ZM10 169H9V170H10ZM28 169H29V168H28ZM36 169H37V168H36ZM53 169L56 171L55 168H53ZM68 169H70V168H68ZM175 169H174V170H175ZM9 170H8V171H9ZM50 170H51V172H50ZM54 170H52V169H48V170H46V171H45V175L43 174V177L48 176L49 173H50V174H53ZM65 170H66V169H65ZM65 170H64V171H65ZM73 170H74V169H73ZM77 170H78V169H77ZM11 171H12V170H11ZM15 171H16V169H15ZM17 171H18V174H19L20 169H17ZM32 171L35 172V170H33V169H32ZM37 171H38V170H37ZM47 171H49V172H47ZM23 172H24V171H23ZM34 172H33V173H34ZM40 172H41V171H40ZM40 172H39V174H40ZM60 172H61V171H60ZM74 172H76V170H75ZM74 172H72V173H74ZM78 172H79V171H78ZM78 172L75 173V174H73L72 176L70 175V176L72 177V179L74 180V182H77V183L79 182L78 180L81 179V176H83L81 172H80V173H78ZM7 173H8V172H7ZM13 173H14V172H12V176H14ZM20 173H21V171H20ZM26 173H27V171H26ZM33 173H32V174H33ZM37 173H38V172H37ZM46 173H48V175H46ZM91 173H92V172H91ZM8 174H9V173H8ZM21 174H22V173H21ZM24 174H25V173H23L22 175H24ZM27 174H28V173H27ZM30 174H31V173L29 172L28 175H30ZM62 174H63V173H62ZM64 174H65V173H64ZM69 174H70V173H69ZM69 174H68V175H69ZM87 174H88V173H87ZM10 175H11V173H10ZM10 175H9V177H10ZM54 175H55V173H54ZM60 175H61V174H60ZM148 175H149V174H148ZM168 175H169V174H168ZM49 176H50V175H49ZM55 176H56V175H55ZM64 176L67 177L66 174H65ZM86 176H87V175H86ZM0 177H1V176H0ZM31 177H32V176H31ZM37 177H38V175H37ZM50 177H51V176H50ZM68 177H69V176H68ZM149 177H150V176H149ZM26 178H28V180L31 179V178L28 177L27 175H26ZM34 178H35V174H34ZM56 178H57V176H56ZM158 178H159V177H158ZM42 179H43V178H42ZM48 179H49V178H48ZM50 179H51V178H50ZM50 179H49V180H50ZM87 179H88V178H87ZM1 180H2V178H1ZM1 180H0V183L2 182ZM9 180H10V178H9ZM35 180H36V178H35ZM40 180H41V179H40ZM40 180H39V183H38V184H37L38 180H36V181H37V182H36L37 186L40 185V184H42V185L44 184V183H42V181L40 182ZM60 180H61V178H60ZM60 180H59V179H56V180H53V181H52V183L54 182V183H53V190H54L55 183H56V184L58 183V184H57L58 187H59V184H60V185L62 184V185L65 186L64 181L66 182V181L68 180V178L62 180V182H61ZM73 180H72V181H73ZM15 181H16V180H15ZM44 181H45V180H44ZM44 181H43V182H44ZM58 181H59V182H58ZM89 181H90V179H89ZM31 182H32V181H31ZM60 182H61V183H60ZM12 183H14V181H13ZM29 183H30V181H29ZM34 183H35V182H34ZM49 183H50V182H49ZM157 183H158V182H157ZM30 184H31V183H30ZM36 184H35V185H36ZM50 184H51V183H50ZM74 184H75V183H74ZM74 184H73V185H74ZM90 184H91V181H90L89 185H90ZM2 185H3V184H2ZM35 185H34V186H35ZM67 185H68V184H66V186H67ZM78 185H79V187H80V185H82L81 182L78 183ZM12 186H13L12 188H16L14 185H12ZM18 186H19V185H18ZM26 186H27V185H26ZM28 186H30V185H28ZM37 186H36V187H37ZM43 186H44V185H43ZM43 186H42V187H43ZM49 186H50V185H49ZM51 186H52V185H51ZM85 186H88V183H87V185H86V183H85ZM85 186H81L82 189H80V193H79L78 187H77V191H76V189L72 188V182H71V188L74 189V190H73L74 192L70 193V195H72V197L69 196L68 194H67V195H68L69 199L72 198V200H74V201L78 198V201H77L78 204H77L76 201H75L76 205H77V206H78V205H80V206H81V205H85V207H86V209H87V208H88V207H87V204H88V206L90 207V204H89L87 201H88V199H89L91 196H90L89 190H88L87 188H83V187H85ZM168 186H169V185H168ZM2 187H3V186H2ZM2 187H0L1 190L3 189ZM19 187L22 189V186H19ZM23 187H24V186H23ZM30 187H31V186H30ZM60 187H62V186H60ZM60 187H59L58 189L55 188L56 191L58 190L57 193L60 194V193L62 192L60 195H62V194L64 193V194H65V201L68 200V198H67V196H66V193H65L64 191H62V188H60ZM24 188H25V187H24ZM75 188H76V185H75ZM168 188H169V187H168ZM16 189H17V188H16ZM31 189H32V188H31ZM31 189H30V191H31ZM39 189H40V187H39ZM48 189H49V190H48ZM50 189H51L50 187H45V188L41 191V192H42V195L45 194V193H44L45 190H47L46 192L48 193V191H50ZM12 190H13V189H12ZM18 190H19V189H18ZM18 190H17V192H19ZM28 190H29V188L26 189V191H28ZM53 190H52V191H53ZM69 190H70V187L68 188V192H67V193H69ZM32 191H33V190H32ZM141 191H142V189H141ZM15 192H16V191H15ZM23 192H24V191H23ZM75 192H78L79 196H78L77 193L75 194ZM2 193L4 194L3 191H2ZM2 193H0V196H1V197H2V195H1ZM53 193H54V191H53ZM148 193H149V192H148ZM18 194H19V193H18ZM73 194H74L76 197L73 198ZM80 194H81V196H80ZM146 194H147V193H146ZM38 195L40 196L41 194L38 193ZM47 195H48V194H47ZM47 195H46V196H47ZM54 195H55V194H54ZM3 196H4V195H3ZM49 196H51V192H50V195H49ZM89 196H90V197H89ZM154 196H155V195H154ZM24 197H25V194H24ZM17 198H18V196H17ZM31 198H32V197H31ZM37 198H38V200H39V197H37ZM52 198H53V197H52ZM54 198H55V196H54ZM54 198H53V199H54ZM61 198H63V199H61ZM61 198H58V200L61 199V202H62V201L65 202V201H64V197L61 196ZM154 198H156V197H154ZM34 199H35V198H34ZM41 199H42V198H41ZM156 199H157V198H156ZM2 200L4 201L5 199H2ZM55 200H56V199H55ZM58 200H57V201H58ZM72 200H71V201H72ZM57 201H56V202H57ZM141 201H142V200H141ZM14 202H15V201H14ZM14 202H13V203H14ZM41 202H42V201H41ZM44 202L47 203L46 200H45ZM44 202L41 203V205L44 204ZM54 202H55V201H54ZM5 203H7V201H5ZM10 203H11V202H10ZM13 203H12V205H13ZM16 203H17V202H16ZM21 203H22V202H21ZM24 203H25V202H24ZM35 203H36V204H37V203L39 204L40 202L35 201V202L31 203V204H29V203H28V204L32 207V204L34 205ZM57 203H58V202H57ZM65 203H70V204H67V205H66L67 207H68V205H69V206L72 205L71 202H70V200H69L68 202H65ZM65 203H64V204H65ZM8 204H9V203H8ZM19 204H20V200H19ZM19 204H16V205L19 206ZM38 204H37V206H39L38 208H37L35 205H34L32 208L29 207L30 209H28V207H27V209H28L29 211L32 210V211H30V212H31V213L33 212V213H32L33 216H30L31 213L26 212V211H28V210L25 209L26 207L24 208L22 205L19 206V207L22 209L21 211H20L18 208H16V210L18 209V211H20L21 214H23V213H25V214L28 213L27 216L29 215L28 217H30V218L32 217V218H31L32 220H33L34 218L37 219V218H36V216L38 215L37 213H39V211L41 210L40 208H42V207L45 205V204H44V205L41 206V205H38ZM147 204H148V203H147ZM150 204H151V203H150ZM153 204H154V203H153ZM1 205L3 206V204H1ZM9 205H10V204H9ZM52 205H53V204H49L50 207H51ZM60 205H62V204L60 203ZM76 205L74 204V207H73V208L76 207V209L78 210V208H79L80 206L77 208ZM164 205H165V204H164ZM5 206H6V205H5ZM21 206H22V207H21ZM24 206H25V205H24ZM62 206H64V205H62ZM6 207H7V206H6ZM15 207H17V206H15ZM35 207H36V211H35V209H33V208H35ZM45 207H46V206H45ZM56 207H57V206H56ZM60 207H61V206H60ZM67 207H65V209H67ZM23 208L25 209V212H24ZM53 208H54V207H52L51 209H53ZM57 208H58V207H57ZM69 208H70V207H69ZM69 208H68V209H69ZM73 208H72V209H73ZM80 208H81V207H80ZM82 208H84V207L82 206ZM149 208H150V207H148V210H149ZM154 208H156V207H153V208L151 207L150 209L152 210V209H154ZM4 209H5V207L3 206L2 211H3ZM10 209H11V208H10ZM10 209H8V210H10ZM37 209H39V210H37ZM42 209L44 210V208H42ZM62 209H63V208H62ZM86 209H85V211H83V210L81 211V209H80V210H78V212H77L76 210L73 209V210L75 211V213H74L73 210H71V212L73 211V213H71V214H73V215H74V214H76V215H80V214H81L80 216H82L83 219H86V220L88 219V222H90V221H89L90 219H89L88 217L84 218L85 214H86V215L88 214V213L86 212ZM134 209H135V208H134ZM156 209H157V208H156ZM156 209H155V212H156ZM6 210H7V209H6ZM8 210H7V212H8V214H9V211H8ZM16 210H15V211H16ZM33 210H34V211H33ZM43 210H41L42 213H43ZM45 210H46V209H45ZM55 210H56V208L54 209V211H55ZM63 210H64V209H63ZM69 210H70V209H69ZM89 210H90V209L88 208V212H89ZM51 211H52V210H51ZM65 211H68V210H65ZM80 211H81L82 213H81ZM152 211H153V210H152ZM0 212H1V211H0ZM3 212H5V211H3ZM11 212H13V211L10 210V214H9V215L12 214ZM41 212H40V214H41ZM47 212H48V214H47ZM47 212L45 211L44 213H46V214H44V213L41 214V217H40V215H38L39 218H40V219L38 218V221L41 220L39 223L44 222V224L41 223V224L43 225V226H41V228H40V225L37 226V228H38L39 231L35 228L36 231H38V232H37V235H38V234H39V235H38V236H37V235L35 236V234H34L35 237H38L37 239H38V241H39L40 244H41V240H39V238H40V232L42 231V233L44 234V235H43V236H44L43 240H45V241H46L45 243H47L46 246H43V245H39V244H38L39 242L37 241L38 243H37L36 245H38V246L40 247V249H39L38 251H37V249H38L37 246L35 247V245H34V247H33V248L35 249V250H33V251H37L36 253H40V254H42V252H43L42 255H39V254H38L40 257L43 256V255H45V254L48 255V256H46V255L44 256V259H45V257H46V261H45L46 263H43V264H79V263L82 264V263H83V262H82V261H83L82 259H84V262H85V260L88 262V263H85V264H90V263H94V264H95V263H97L98 261H97V262H95V261H94V262H93V261L90 262L92 259L94 260V258L97 259V255H98V254H96L95 249H93V250L91 249V251H89V252H91V255H90V253H89L88 251H86V249L89 250L90 248L88 249V248H85L84 246H80V247H79V246H78V245H80V244H79V241L74 242L75 246L72 244L73 241H75V239H73L74 235H72V233L74 234V232L76 231V230L74 229V226H76L75 223H76L78 226H79V225H82L83 223H87V224H89V223H88V222H84V221L80 218V216H77V217L80 218V219H79V223H78V221L75 222V221H76V218H77L76 215H74V216H73V215H70V216H72V217H71V218L69 217V219H68V218L65 219V220H66V222H65V220H63L64 217H63V216L60 217V214H59L58 217L62 218V220L64 221V222H61V219L57 217L58 220L60 219V222L62 223V224H61L62 228L60 229L59 227H61V226H59L58 222L56 223L57 220L55 221V220L52 218V216H51V220L55 221V223L58 224V227H57V225H56L55 223H52V224H53V225H52V224H51L52 221H48L47 219H45V221H47V223L49 222L50 224H49V225H45V221H43L41 218H43V217L46 218V215H49V212H50V211L48 210ZM55 212H56V211H55ZM57 212H58V209H57ZM57 212H56V213H57ZM61 212H62V211H61ZM76 212H77V213H76ZM52 213H53V212H51V214H52ZM56 213H55V214H56ZM62 213L64 214V212H62ZM68 213H69V212H68ZM68 213H67V214H68ZM14 214H15V213H14ZM83 214H84V216H83ZM152 214H153V213H152ZM154 214H155V213H154ZM160 214H161V213H160ZM15 215L17 216L18 214H15ZM52 215H53V214H52ZM56 215H58V214H56ZM88 215H89V214H88ZM157 215H158V214H157ZM3 216H4V214H3ZM18 216H19V215H18ZM23 216H24V217H23V218H24L23 220L25 221L26 217H25V215H23ZM149 216H150V215H149ZM154 216H155V215H154ZM10 217L12 218L13 216H10ZM21 217H22V216H21ZM33 217H34V218H33ZM48 217H50V216H48ZM150 217H151V216H150ZM160 217H161V216H160ZM8 218H9V217H8ZM14 218H15V217H13V219H14ZM4 219H5V217L2 219V220L5 222ZM6 219H7V218H6ZM21 219H22V218H21ZM35 219H34V220H35ZM43 219H44V218H43ZM146 219L148 220V217H147ZM158 219H159V218H158ZM176 219H177V218H176ZM23 220H22V221H23ZM29 220H30V219H29ZM67 220H69V221H67ZM81 220H82V221H81ZM156 220H157V219H156ZM3 221H2V222H3ZM14 221H16V220H14ZM176 221H178V220H176ZM4 222H3V223H4ZM7 222H8V221H7ZM25 222H26V221H25ZM33 222H34V221H33ZM74 222H75V223H74ZM80 222H83V223L81 224ZM156 222H157V221H156ZM162 222H163V221H162ZM10 223H11V222H10ZM36 223H37V222H36ZM39 223H38V224H39ZM73 223H74V226H73ZM129 223H130V222H129ZM147 223H148V222H147ZM151 223H152V221H151ZM154 223H155V221H154ZM12 224H14V223H12ZM12 224H11V225H12ZM22 224H23V223H22ZM28 224H31V223L28 222ZM23 225H24V224H23ZM26 225H27V224L24 225L25 228H26ZM34 225H36V224L34 223ZM54 225H55V226H54ZM84 225H85V224H83V227H84ZM4 226H5V228H6V227H8L9 225L7 226V225L4 224ZM28 226H29L30 228H32L31 230H33V225H32V227H31V225H28ZM28 226H27V227H28ZM44 226H46V228H43ZM87 226H88V225H87ZM131 226H132V225H131ZM0 227H1V226H0ZM34 227H35V226H34ZM83 227H82V228H83ZM147 227H148V226H147ZM80 228H81V226H80ZM89 228H90V227H89ZM89 228L87 229L88 232H89V230H90ZM2 229H3V228H2ZM12 229H13V228H12ZM73 229H74V231H73ZM85 229H86V228H85ZM0 230H1V229H0ZM25 230H26V229H25ZM83 230H84V228H83ZM87 230H86V231H87ZM6 231H8V228H7ZM21 231H23V230H21ZM33 231L36 233L35 230H33ZM79 231H81L80 233H81V236H82V230L80 229ZM84 231H85V230H84ZM86 231H85V232H86ZM25 232H27V231H25ZM152 232H153V230H152ZM0 233H1V232H0ZM13 233H14V229H13ZM21 233H23L22 235H25V236H27V237H28V235H29V233L24 234V231L21 232ZM42 233H41V234H42ZM78 233H79V232H78ZM89 233H90V232H89ZM101 233H102V232H101ZM101 233H100V232L98 233V234H99L98 236H99L100 238H102L103 236L106 237L107 234L103 235V234H101ZM103 233H104V232H103ZM6 234H7V232H6ZM27 234H28V235H27ZM75 234H77V232H76ZM109 234H110V233H109ZM9 235H10V234H9ZM78 235H79V234H78ZM78 235H75V237H78ZM84 235H87V234H84V232H83V236H84ZM2 236H3V235H2ZM81 236H79V237L81 238ZM11 237H12V236H11ZM23 237H24V236H23ZM41 237H42V235H41ZM104 237H103L101 240H99L100 245H103V244H104V245H108L109 242L112 241L111 239L108 240V238H105V239H106V242H105V241L102 242V240H104ZM3 238H4V237H3ZM3 238H2V239H3ZM8 238H9V237H8ZM100 238H99V239H100ZM2 239H0V240H2ZM23 239H24V238H23ZM27 239H28V238H27ZM40 239H42V238H40ZM72 239H73V240H72ZM77 239H78V238H77ZM86 239H89V238H88V235H87V238H86ZM4 240H5V238H4ZM4 240H3V242H4ZM19 240H20V239H18L17 241H19ZM43 240H42V242L44 243ZM78 240H79V239H78ZM82 240H84V237L82 238ZM6 241H7V240H6ZM15 241H16V240H15ZM21 241H22V240H21ZM25 241H26V240H23V242H25ZM80 241H81V240H80ZM89 241H90V240H88L87 242H89ZM10 242H11V241H10ZM13 242H14V241H13ZM34 242H35V241H34ZM84 242H85V244L87 243L86 241H83L82 243H84ZM101 242H102V243H101ZM104 242H105V243H104ZM4 243H5V242H4ZM7 243H8V242H7ZM32 243H33V242H31V244H32ZM76 243H77V244H76ZM89 243H90V242H89ZM107 243H108V244H107ZM111 243H112V242H111ZM28 244H30L29 241H28ZM28 244H27V246H28ZM31 244H30V245H31ZM85 244H83V245H85ZM95 244H96V243H95ZM2 245H3V244H2ZM6 245H7V244H6ZM13 245L15 246L14 243H13ZM24 245H26V244H24ZM30 245H29V247H28L29 251H30V249H32V246H31V248H30ZM72 245L74 246L73 248H72ZM87 245H88L89 247H91L89 244H87ZM8 246H9V245H8ZM14 246H13V247H14ZM20 246L22 247L23 245L21 244ZM76 246L78 247L77 249H81V250H77V249L75 250L74 248H76ZM85 246H86V245H85ZM88 246H86V247H88ZM3 247H4V246H3ZM10 247H12V245H10V246L8 247V249H9ZM15 247H17V246H15ZM81 247H82V248L84 247V249H82ZM5 248H6V247H5ZM26 248H27V247H26ZM26 248H25V249H26ZM91 248H92V247H91ZM25 249H24V250H25ZM14 250H15V249H11V251H14ZM18 250H20V249H18ZM18 250H15V251L17 252ZM24 250H23V252H25ZM73 250H75V251H73ZM83 250H84V251H83ZM96 250H98V248H97ZM9 251H10V250H9ZM20 251H22V250H20ZM20 251H19V252H20ZM33 251H32V252H33ZM76 251H78L79 253H80V251H81V253L84 252L85 256L82 255V254L80 253V255H81V257H80V255H78V252H76ZM92 251H94L95 253H94V252L92 253ZM101 251H102V250H101ZM19 252H18V253H19ZM30 252H31V251H30ZM74 252L77 253V257H76V255H75L76 253H74ZM4 253H5V252H4ZM73 253H74V254H73ZM87 253H88V254H87ZM86 254H87V255H86ZM9 255H10V254H9ZM93 255H94V256H93ZM36 256H37V255H36ZM74 256H75V257H74ZM89 256H91V258H92V257H94V258L91 259V258H89ZM12 257H13V256H12ZM12 257H11V260H12ZM31 257H32V256H31ZM47 257H48L49 259H48ZM83 257H85V258H83ZM86 257H88V258L86 259ZM2 258H3V257H2ZM37 258H38V257H37ZM79 258H81V259H79ZM0 259H1V258H0ZM30 259H31L30 261L27 260L26 262H29V263H31V261H34V262H35L34 259H36V257H35L34 259H33V258H30ZM76 259H77L78 262L76 261ZM89 259H90V260H89ZM96 259H95V260H96ZM38 260H39V259H38ZM41 260H42V259H41ZM41 260H40L39 262H41ZM47 260H48V261H47ZM81 260H82V261H81ZM19 261H20V263H17V264H21V263H23L22 261H25V259H23V260H19ZM36 261H37V260H36ZM79 261H80V262H79ZM9 262L11 263V261H9ZM9 262H8V264H9ZM34 262H33V263H34ZM89 262H90V263H89ZM33 263H31V264H33ZM12 264H13V263H12ZM15 264H16V263H15ZM37 264H38V261H37ZM39 264H40V263H39ZM41 264H42V262H41ZM83 264H84V263H83ZM97 264H98V263H97Z\"/></svg>",
  "mask_w": 264,
  "mask_h": 264
}]
</instances>
